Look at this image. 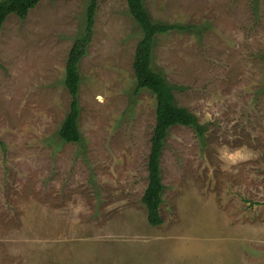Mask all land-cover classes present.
I'll use <instances>...</instances> for the list:
<instances>
[{
	"label": "rangeland",
	"instance_id": "rangeland-1",
	"mask_svg": "<svg viewBox=\"0 0 264 264\" xmlns=\"http://www.w3.org/2000/svg\"><path fill=\"white\" fill-rule=\"evenodd\" d=\"M88 3L43 0L0 32V264H264V0H144L188 28L158 37L152 67L204 129L169 132L160 227L142 202L156 100L134 94L142 33L127 0H98L85 149L58 135Z\"/></svg>",
	"mask_w": 264,
	"mask_h": 264
},
{
	"label": "trees",
	"instance_id": "trees-1",
	"mask_svg": "<svg viewBox=\"0 0 264 264\" xmlns=\"http://www.w3.org/2000/svg\"><path fill=\"white\" fill-rule=\"evenodd\" d=\"M43 0H2L0 1V32L5 21L11 16L25 20L28 13ZM128 10L141 29L142 36L137 44L133 62L136 86L134 94L149 91L156 100V125L151 139L148 159V186L142 198L146 208L147 221L152 227H160L164 220L160 213L163 204L165 186L162 183L161 157L165 141L171 128L189 127L204 138V129L196 117L187 109L176 104L174 88L166 78L156 72L153 65L154 48L158 37L173 31H187L179 25H168L154 21L144 5V0H127ZM98 0H89L86 11V25L83 34L77 38L68 54L64 85L71 97L70 110L64 119L58 135L67 144H76L85 149V142L80 129L79 91L81 85L80 64L87 54L88 46L94 34ZM1 144V142H0ZM2 145V144H1Z\"/></svg>",
	"mask_w": 264,
	"mask_h": 264
}]
</instances>
